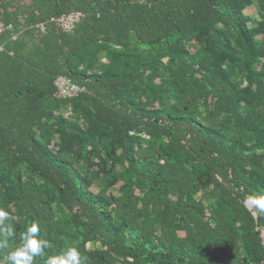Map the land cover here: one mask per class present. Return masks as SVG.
<instances>
[{"label":"trees","instance_id":"1","mask_svg":"<svg viewBox=\"0 0 264 264\" xmlns=\"http://www.w3.org/2000/svg\"><path fill=\"white\" fill-rule=\"evenodd\" d=\"M240 2L0 4V21L17 35L0 37V208L15 229L0 247L2 264L32 223L48 245L33 264L68 247L81 264H264V215L244 206L245 196L264 194V56L255 40L264 17L251 30ZM70 11L85 15L71 33L48 23ZM42 22L45 34L35 29ZM201 30L221 53L238 48L236 66L210 68L204 50L197 61L183 50ZM143 49L166 52L167 61L141 60ZM189 63L204 71L202 85L179 91L177 74L197 71ZM162 74L168 90L154 82ZM58 76L85 92L56 99ZM62 105L82 128L60 114ZM92 158L108 166V187L122 182L117 197L88 189L78 163Z\"/></svg>","mask_w":264,"mask_h":264},{"label":"rangeland","instance_id":"2","mask_svg":"<svg viewBox=\"0 0 264 264\" xmlns=\"http://www.w3.org/2000/svg\"><path fill=\"white\" fill-rule=\"evenodd\" d=\"M237 6L241 9L243 16L247 20V25L251 30H255L259 27V24H261V21L264 17V0H241L240 3H237ZM263 8V9H262ZM262 11V15L260 12ZM191 35L187 36L183 41V50L188 53L190 56H194L201 50H204L206 54L209 55L207 58V61L210 63V68H216V69H223L224 66H236V64L239 62L240 55H238V48L234 46V51L231 54H225L221 53L219 50L215 49L214 41L209 36H207V33L204 32V30L196 31L190 33ZM256 46L259 49L260 56H264V36L262 33H259L256 36ZM166 52H159V51H149L146 49H143L141 51V60L146 59H156L161 58L162 61H167V57L165 56ZM100 62H107L106 57H101ZM195 60H198V57L195 55ZM261 63H264V57L259 58V64L257 68L261 69ZM191 65V63H189ZM194 70L197 71H188L186 75H182L181 73L177 74L178 77L176 78L177 81V89L179 91H183L187 84L192 83L196 88H199L200 85H202V76L204 74V71H201L198 69L196 65H191ZM89 73L92 72V68L88 70ZM166 75H157L154 78V82L156 85H162L164 90H168V81ZM240 88L248 86V82L246 79H243V82L241 84L237 83ZM170 102H173V100H170ZM203 106L201 105V109ZM60 114L67 120L72 121V123L80 126L82 128L81 122H78L76 118L72 115V109L69 105H62L59 110ZM63 145L62 139L58 138L55 139L49 146V148L56 152L58 147ZM75 148H77V145H75ZM79 168L82 170L84 176H86L90 181L89 183V190L92 192H99L102 190H105L106 195H110L113 197H117L120 193V187L122 185V182H118L114 184L113 186L108 187V179H107V173H108V166H105L100 162L99 159L92 158L91 161H88L87 163H82L79 161L78 163ZM114 169L118 172H122L123 168L119 165H116ZM23 178L25 180H29V173L24 172ZM34 180L30 179V183H33ZM1 187V186H0ZM250 207V206H249ZM182 235V234H181ZM95 247L94 245H92Z\"/></svg>","mask_w":264,"mask_h":264},{"label":"clouds","instance_id":"3","mask_svg":"<svg viewBox=\"0 0 264 264\" xmlns=\"http://www.w3.org/2000/svg\"><path fill=\"white\" fill-rule=\"evenodd\" d=\"M244 206H252L259 214L264 215V194H249L244 198ZM13 217L4 208H0V247L8 246V238L14 236L15 229L6 221ZM40 228L36 223L30 224L24 232L21 233L19 246L9 253L7 259L10 264H33L34 257L41 255L47 242L37 238ZM2 264V262H0ZM46 264H81V256L78 248L68 247L65 251L48 257Z\"/></svg>","mask_w":264,"mask_h":264},{"label":"built area","instance_id":"4","mask_svg":"<svg viewBox=\"0 0 264 264\" xmlns=\"http://www.w3.org/2000/svg\"><path fill=\"white\" fill-rule=\"evenodd\" d=\"M85 18V15L79 11H70L68 13L61 14L58 17H52L48 23L53 24L56 30L63 34L71 33L75 27ZM47 23H38L35 26L36 31L39 34H45L47 31ZM14 25L13 23H5L0 21V37L6 33H9L11 40L15 41L17 35H13ZM5 51L3 44H0V54ZM55 88L54 97L59 100H72L77 98L80 94L85 92V88L73 83L68 77L58 76L53 82Z\"/></svg>","mask_w":264,"mask_h":264},{"label":"water","instance_id":"5","mask_svg":"<svg viewBox=\"0 0 264 264\" xmlns=\"http://www.w3.org/2000/svg\"><path fill=\"white\" fill-rule=\"evenodd\" d=\"M7 1H9V0H0V4L5 3Z\"/></svg>","mask_w":264,"mask_h":264}]
</instances>
